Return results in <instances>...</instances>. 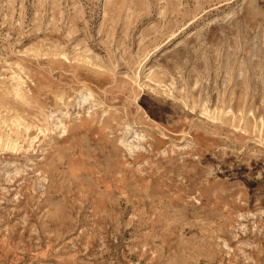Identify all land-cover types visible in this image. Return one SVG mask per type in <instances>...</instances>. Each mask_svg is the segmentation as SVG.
I'll return each mask as SVG.
<instances>
[{
  "label": "rangeland",
  "instance_id": "rangeland-1",
  "mask_svg": "<svg viewBox=\"0 0 264 264\" xmlns=\"http://www.w3.org/2000/svg\"><path fill=\"white\" fill-rule=\"evenodd\" d=\"M0 264H264V0H0Z\"/></svg>",
  "mask_w": 264,
  "mask_h": 264
}]
</instances>
